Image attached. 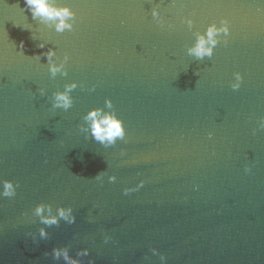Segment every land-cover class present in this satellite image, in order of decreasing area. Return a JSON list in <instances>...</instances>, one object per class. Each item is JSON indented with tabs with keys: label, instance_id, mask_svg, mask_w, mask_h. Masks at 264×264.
Returning a JSON list of instances; mask_svg holds the SVG:
<instances>
[{
	"label": "water",
	"instance_id": "95a60500",
	"mask_svg": "<svg viewBox=\"0 0 264 264\" xmlns=\"http://www.w3.org/2000/svg\"><path fill=\"white\" fill-rule=\"evenodd\" d=\"M60 2L76 14L72 32L0 0V178L19 184L0 199V264H65L52 257L65 246L73 258L87 248L84 264H160L152 248L168 264H264V130L252 134L264 117V0ZM221 19L227 44L187 56L193 32ZM48 47L70 57L67 77H50ZM71 82L83 85L73 107L53 111L52 93ZM106 99L126 129L109 148L79 131ZM41 202L72 207L76 223L39 239Z\"/></svg>",
	"mask_w": 264,
	"mask_h": 264
},
{
	"label": "clouds",
	"instance_id": "9594fccd",
	"mask_svg": "<svg viewBox=\"0 0 264 264\" xmlns=\"http://www.w3.org/2000/svg\"><path fill=\"white\" fill-rule=\"evenodd\" d=\"M25 8L31 13L32 19L38 21L41 25L47 29L54 31L57 34H63L64 32H72L74 30V22L76 14L72 11L70 6L62 4L60 0H24ZM152 19L157 21L161 26L164 22L161 19V13L158 8H153L151 12ZM182 23H185L189 30L194 26V21L191 18H184ZM168 28H172L173 25L168 24ZM231 35L230 24L227 19H221L219 25L217 23L209 24L206 29L193 32V42L191 46L186 47V55L192 57L196 61H204L205 59H211L214 56L215 49L222 42L227 44V37ZM48 44L41 42L39 47L44 49ZM23 48V42L20 45ZM42 55L47 60V71L51 78H56L58 75L61 77H67L68 71L66 65L69 62L70 57L68 54H64L63 58L57 55V51L54 47H48V50ZM39 60L40 56H36ZM243 81V77L239 72L234 73V81L231 84L233 91L240 89ZM77 87H83L76 82L66 83L63 86V90L55 91L50 97L51 109L53 111L62 110L68 112L74 104L72 93ZM90 91H95L93 87ZM41 95H46L44 89H40ZM82 123L79 126V131L85 136H90L94 141L98 142L105 148L113 147L118 141L125 140L126 129L124 121L120 119L114 110L113 103L110 99L104 101V107L92 108L83 117ZM257 127L253 128L252 134L255 135L257 130H264V117H260L256 121ZM245 173H250L251 168L246 166ZM96 180L102 181L103 174L100 173L95 177ZM109 183L116 182L117 177L115 175H109L107 177ZM143 181L135 188H125L124 194L137 191L140 187H143ZM18 183H14L11 180L0 178V199L2 198H14L17 195ZM32 216L38 218L40 224L45 227L38 229L39 239H48L49 233L46 228L52 226H59L61 221L65 224L72 225L76 223V216L74 209L70 206H56L53 207L50 203H39L32 209ZM33 241L37 239L36 233H29ZM111 237L104 236V243H108ZM152 256H158L160 264H168L167 257L160 253L158 249H150ZM70 247H58L53 248L52 257L54 260L59 261L63 259L65 264H84V258L90 255V251L87 248H82L76 252V258H73L70 254ZM88 264H93V261H88Z\"/></svg>",
	"mask_w": 264,
	"mask_h": 264
}]
</instances>
